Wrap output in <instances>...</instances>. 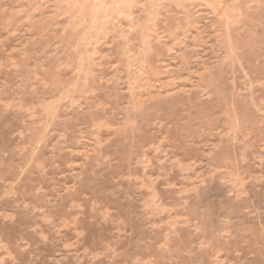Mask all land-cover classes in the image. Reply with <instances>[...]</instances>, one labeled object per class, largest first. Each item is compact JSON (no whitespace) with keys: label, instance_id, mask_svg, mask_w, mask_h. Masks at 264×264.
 I'll list each match as a JSON object with an SVG mask.
<instances>
[{"label":"rangeland","instance_id":"1","mask_svg":"<svg viewBox=\"0 0 264 264\" xmlns=\"http://www.w3.org/2000/svg\"><path fill=\"white\" fill-rule=\"evenodd\" d=\"M0 264H264V0H0Z\"/></svg>","mask_w":264,"mask_h":264}]
</instances>
